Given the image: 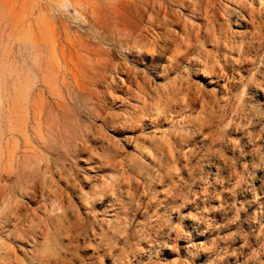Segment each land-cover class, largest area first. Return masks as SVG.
<instances>
[{
  "label": "rangeland",
  "instance_id": "374dc122",
  "mask_svg": "<svg viewBox=\"0 0 264 264\" xmlns=\"http://www.w3.org/2000/svg\"><path fill=\"white\" fill-rule=\"evenodd\" d=\"M0 264H264V0H0Z\"/></svg>",
  "mask_w": 264,
  "mask_h": 264
}]
</instances>
